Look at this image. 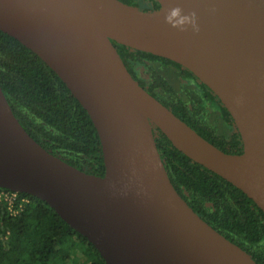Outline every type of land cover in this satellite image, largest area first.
Returning a JSON list of instances; mask_svg holds the SVG:
<instances>
[{
    "label": "water",
    "instance_id": "water-1",
    "mask_svg": "<svg viewBox=\"0 0 264 264\" xmlns=\"http://www.w3.org/2000/svg\"><path fill=\"white\" fill-rule=\"evenodd\" d=\"M157 1L160 9L146 12L121 0H0V30L39 56L87 111L105 167L87 173L47 151L0 86V188L47 203L106 264H258L177 192L153 126L264 212V0ZM176 6L196 13L198 31L165 21ZM113 41L191 71L230 112L242 152H224L147 92Z\"/></svg>",
    "mask_w": 264,
    "mask_h": 264
},
{
    "label": "trees",
    "instance_id": "trees-1",
    "mask_svg": "<svg viewBox=\"0 0 264 264\" xmlns=\"http://www.w3.org/2000/svg\"><path fill=\"white\" fill-rule=\"evenodd\" d=\"M143 11L157 0H121ZM132 77L198 134L226 153L243 144L230 112L191 71L170 59L113 41ZM0 86L24 129L47 151L95 175L104 174L100 140L87 111L57 74L0 30ZM171 183L213 228L264 264V212L242 190L183 154L153 126ZM5 191H13L0 188ZM21 198L27 201L20 202ZM0 264H106L95 246L47 203L17 192L0 200Z\"/></svg>",
    "mask_w": 264,
    "mask_h": 264
},
{
    "label": "clouds",
    "instance_id": "clouds-1",
    "mask_svg": "<svg viewBox=\"0 0 264 264\" xmlns=\"http://www.w3.org/2000/svg\"><path fill=\"white\" fill-rule=\"evenodd\" d=\"M182 9L179 6L172 7L165 15V21L171 24L173 27H180L181 30H184L183 25L185 23H190L193 27V30L198 31V25L196 24V13L191 12L189 15H181ZM179 17L178 20L174 19Z\"/></svg>",
    "mask_w": 264,
    "mask_h": 264
},
{
    "label": "built area",
    "instance_id": "built-area-1",
    "mask_svg": "<svg viewBox=\"0 0 264 264\" xmlns=\"http://www.w3.org/2000/svg\"><path fill=\"white\" fill-rule=\"evenodd\" d=\"M17 198V192L16 191H0V200L5 201L7 203H12ZM27 201L26 198H21L20 202Z\"/></svg>",
    "mask_w": 264,
    "mask_h": 264
}]
</instances>
